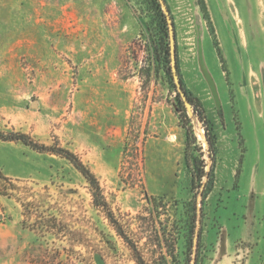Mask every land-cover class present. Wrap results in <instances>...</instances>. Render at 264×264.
Returning a JSON list of instances; mask_svg holds the SVG:
<instances>
[{
	"label": "rangeland",
	"instance_id": "1",
	"mask_svg": "<svg viewBox=\"0 0 264 264\" xmlns=\"http://www.w3.org/2000/svg\"><path fill=\"white\" fill-rule=\"evenodd\" d=\"M167 4L182 76L217 135L203 204L185 163L176 91L155 53L148 0H0V129L45 142L56 135L76 151L150 264H185L190 251L194 264L200 227L198 264H262L264 0ZM190 117L210 163L202 123L191 110ZM0 172L84 198L99 228L90 235L108 252L94 253V264H137L67 160L0 140ZM22 219L20 204L0 194V264H23L28 249L51 241Z\"/></svg>",
	"mask_w": 264,
	"mask_h": 264
},
{
	"label": "trees",
	"instance_id": "2",
	"mask_svg": "<svg viewBox=\"0 0 264 264\" xmlns=\"http://www.w3.org/2000/svg\"><path fill=\"white\" fill-rule=\"evenodd\" d=\"M166 6V9L164 8ZM149 26L154 33L155 53L163 66L170 84L175 88V112L185 130V163L191 173L194 196L201 195V202L205 201L213 187L217 158V135L214 131V122L208 116L200 97L186 84L180 67L177 33L173 15L170 12L167 0H148ZM174 34V55L177 75L186 95V101L175 85L172 68V41ZM190 110L202 123L208 143L210 163L204 158L203 146L199 143L191 125ZM240 136L241 126H238ZM0 140L18 142L26 145L38 153H47L64 158L85 179L91 195L90 204L100 211L107 219L116 234L129 248L137 264H150L142 251L139 242L132 236L126 224L115 214L104 193L100 179L95 171L71 148L63 145L58 136L53 135L49 142L41 141L29 133L10 129H0ZM209 166V168H208ZM0 194L15 200L22 208V224L30 226L43 236L49 234L51 241L31 247L25 252L23 264H94L93 255H107L106 248L90 235V230L98 231L95 222L88 215L84 198H75L65 192L54 193L47 184L39 185L30 180L12 178L0 172ZM203 209V208H202ZM28 221H32L28 223ZM194 233V223L190 228ZM51 242V243H50ZM202 242V227L197 234V247L194 264L199 263V250ZM165 258L163 257V260ZM191 262V251L188 252L185 264ZM264 264V262L262 263Z\"/></svg>",
	"mask_w": 264,
	"mask_h": 264
},
{
	"label": "water",
	"instance_id": "3",
	"mask_svg": "<svg viewBox=\"0 0 264 264\" xmlns=\"http://www.w3.org/2000/svg\"><path fill=\"white\" fill-rule=\"evenodd\" d=\"M171 41H172V52H173V59H172V68H173V73H174V78H175V82L177 84V88L179 90V92L181 93L182 98L186 101V95L183 91L182 85L179 81L178 75H177V68H176V60H175V55H174V34L173 31L171 32ZM187 102V101H186ZM187 105L189 106V103L187 102Z\"/></svg>",
	"mask_w": 264,
	"mask_h": 264
},
{
	"label": "crops",
	"instance_id": "4",
	"mask_svg": "<svg viewBox=\"0 0 264 264\" xmlns=\"http://www.w3.org/2000/svg\"><path fill=\"white\" fill-rule=\"evenodd\" d=\"M254 72L252 71V74L250 73V77L253 79V76H254ZM254 80V79H253ZM260 175H261V180H262V183L264 184V166L261 168V172H260Z\"/></svg>",
	"mask_w": 264,
	"mask_h": 264
},
{
	"label": "bare ground",
	"instance_id": "5",
	"mask_svg": "<svg viewBox=\"0 0 264 264\" xmlns=\"http://www.w3.org/2000/svg\"><path fill=\"white\" fill-rule=\"evenodd\" d=\"M205 135V134H204Z\"/></svg>",
	"mask_w": 264,
	"mask_h": 264
}]
</instances>
